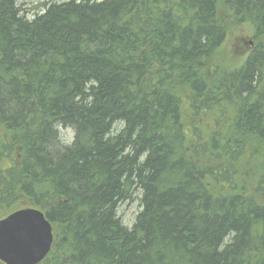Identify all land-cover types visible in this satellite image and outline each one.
<instances>
[{
	"label": "trees",
	"instance_id": "trees-1",
	"mask_svg": "<svg viewBox=\"0 0 264 264\" xmlns=\"http://www.w3.org/2000/svg\"><path fill=\"white\" fill-rule=\"evenodd\" d=\"M222 1L63 0L27 18L0 0V214L44 213L40 264H264V0ZM229 17L253 31L233 69L215 62Z\"/></svg>",
	"mask_w": 264,
	"mask_h": 264
},
{
	"label": "water",
	"instance_id": "water-1",
	"mask_svg": "<svg viewBox=\"0 0 264 264\" xmlns=\"http://www.w3.org/2000/svg\"><path fill=\"white\" fill-rule=\"evenodd\" d=\"M52 244V225L37 208L17 209L0 220V262L3 264H40Z\"/></svg>",
	"mask_w": 264,
	"mask_h": 264
},
{
	"label": "rangeland",
	"instance_id": "rangeland-1",
	"mask_svg": "<svg viewBox=\"0 0 264 264\" xmlns=\"http://www.w3.org/2000/svg\"><path fill=\"white\" fill-rule=\"evenodd\" d=\"M63 0H18L22 12L27 18H32L36 12H40L42 4L50 2H61ZM222 0H217L218 6L222 8ZM223 9V8H222ZM224 10V9H223ZM227 34L223 45L215 56V62L226 69H233L241 65L247 57L252 44V27L250 24H237L230 17L226 19ZM61 141L64 144H69L72 141L73 133L70 129H59ZM16 206V207H15ZM30 207L24 203L14 205L9 210L3 211L0 214V220L10 214L12 211ZM140 210L139 195H135L131 201H126L120 205L118 215L121 217L125 226L131 227L135 217ZM0 264H3L0 262Z\"/></svg>",
	"mask_w": 264,
	"mask_h": 264
},
{
	"label": "bare ground",
	"instance_id": "bare-ground-1",
	"mask_svg": "<svg viewBox=\"0 0 264 264\" xmlns=\"http://www.w3.org/2000/svg\"><path fill=\"white\" fill-rule=\"evenodd\" d=\"M41 211V210H40ZM44 214V213H43ZM45 216V215H44ZM47 219V218H46ZM48 220V219H47Z\"/></svg>",
	"mask_w": 264,
	"mask_h": 264
}]
</instances>
